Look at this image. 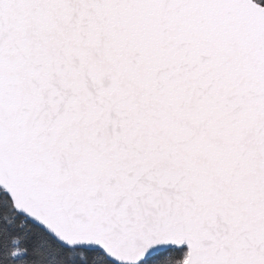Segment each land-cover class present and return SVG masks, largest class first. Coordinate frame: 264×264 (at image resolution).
Masks as SVG:
<instances>
[{"label":"snow or ice","instance_id":"snow-or-ice-1","mask_svg":"<svg viewBox=\"0 0 264 264\" xmlns=\"http://www.w3.org/2000/svg\"><path fill=\"white\" fill-rule=\"evenodd\" d=\"M0 264H264V0H0Z\"/></svg>","mask_w":264,"mask_h":264}]
</instances>
